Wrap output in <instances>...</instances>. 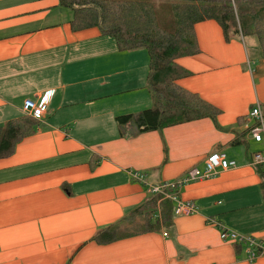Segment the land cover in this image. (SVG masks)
Returning <instances> with one entry per match:
<instances>
[{"label":"crops","instance_id":"crops-1","mask_svg":"<svg viewBox=\"0 0 264 264\" xmlns=\"http://www.w3.org/2000/svg\"><path fill=\"white\" fill-rule=\"evenodd\" d=\"M70 17L58 0H0V125L23 115L24 99L49 96L34 132L0 159V264H264V253L248 261L244 244L221 241L215 225L264 244V187L251 164L264 137L247 131L250 107L264 111L256 41L224 39L213 19L194 23L198 51L176 59L188 74L175 83L215 106V123L203 117L121 137L114 117L151 104L148 61L96 27L72 30ZM211 152L234 167L179 187L195 211L174 215L170 201L162 221L156 199L144 223L148 186L201 170ZM137 217L135 231L92 241Z\"/></svg>","mask_w":264,"mask_h":264},{"label":"trees","instance_id":"trees-1","mask_svg":"<svg viewBox=\"0 0 264 264\" xmlns=\"http://www.w3.org/2000/svg\"><path fill=\"white\" fill-rule=\"evenodd\" d=\"M58 4L71 12L72 30L96 27L100 35L111 37L120 50L146 51V86L151 104L136 113L114 117L121 137L150 130L161 132L166 126L203 117L215 123L219 110L175 83L188 74L176 59L198 51L194 23L215 20L226 40L229 36L253 37L264 56V0H58ZM36 121L21 115L0 125V159L10 155L21 138L34 132ZM261 166L255 168L264 187ZM156 199L159 196L147 202L144 223L155 210ZM170 206L167 199L159 201L162 221L168 219ZM120 226L110 224L91 239L99 244L116 240L122 236ZM149 228L147 223L142 231Z\"/></svg>","mask_w":264,"mask_h":264},{"label":"built area","instance_id":"built-area-1","mask_svg":"<svg viewBox=\"0 0 264 264\" xmlns=\"http://www.w3.org/2000/svg\"><path fill=\"white\" fill-rule=\"evenodd\" d=\"M49 96L45 93L41 94L37 100L24 99L21 104V112L35 120H39L42 114L46 111V105ZM248 117L251 124L247 127V131L254 141H260L264 137V111L258 104H254L248 111ZM251 164H264V153L254 152L251 155ZM234 167V162L227 160L222 152H211L206 155L203 160V168L198 170L190 168L185 174L173 181H162L155 185H149L148 190L154 196H159V200L167 199L173 203L172 212L174 215H187L195 211V207L189 200L178 198V189L182 184L189 181L206 179L216 175L218 170ZM131 178L141 180L142 174L137 171L131 172ZM218 226V237L221 241H229L242 243L247 247L246 260L252 261L257 256L264 253V244L255 241L250 236L240 235L232 230L222 226L220 223H215ZM164 236L165 233H162Z\"/></svg>","mask_w":264,"mask_h":264},{"label":"rangeland","instance_id":"rangeland-1","mask_svg":"<svg viewBox=\"0 0 264 264\" xmlns=\"http://www.w3.org/2000/svg\"><path fill=\"white\" fill-rule=\"evenodd\" d=\"M252 41H254L255 39L253 38V37H246L244 40H245V42H251V40ZM138 51H136V54H139L140 56H141V59H146L147 61H148V57H147V54H146V51H145V49H143V48H139V49H137ZM138 219L131 225V228H129V227H127L128 225H125V224H122L121 226H120V231L121 232H126V231H130V230H132V231H135L136 229L134 228V226L136 225V223H137V221L138 220H140L141 221V217H137ZM124 227H127L126 229H122V228H124Z\"/></svg>","mask_w":264,"mask_h":264}]
</instances>
